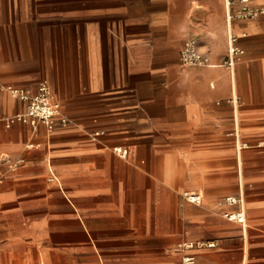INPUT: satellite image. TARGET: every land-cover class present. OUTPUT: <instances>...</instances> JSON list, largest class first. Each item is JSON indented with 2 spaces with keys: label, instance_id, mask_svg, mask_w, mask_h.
I'll list each match as a JSON object with an SVG mask.
<instances>
[{
  "label": "crops",
  "instance_id": "0c3cea01",
  "mask_svg": "<svg viewBox=\"0 0 264 264\" xmlns=\"http://www.w3.org/2000/svg\"><path fill=\"white\" fill-rule=\"evenodd\" d=\"M224 1L0 0V264H264V0ZM40 81L68 125L6 127Z\"/></svg>",
  "mask_w": 264,
  "mask_h": 264
},
{
  "label": "built area",
  "instance_id": "2783aa9c",
  "mask_svg": "<svg viewBox=\"0 0 264 264\" xmlns=\"http://www.w3.org/2000/svg\"><path fill=\"white\" fill-rule=\"evenodd\" d=\"M245 0H241L244 2ZM225 7H229V1L225 0ZM263 10L252 9L246 6H242L233 16L227 14L228 22L231 19L235 20H248L256 18L261 14ZM235 39L231 34H228L227 39V57L226 65L231 67L235 58L241 56L243 52L234 46ZM179 63L182 68H205L209 66L208 52L203 51L197 41L190 39L182 44L179 51ZM8 93L12 98H15L22 103L25 107L23 112L9 117L5 120L6 127H9L13 123H20L22 125L29 126L34 129L39 126L43 127L46 132L51 133L57 127H65L68 125L69 120L64 116L61 110L59 102L56 100L48 84L44 81H40L34 93H28L22 88H7ZM245 144H239L238 149L245 148ZM113 152L119 155L121 158H125L127 151L123 148H113ZM17 162L16 165H18ZM182 198L192 204L200 203V196L196 193L186 192L182 194ZM221 204L226 207L237 206L235 212H224L223 217L229 221H235L240 224L244 222V210L243 204L239 197H225ZM213 244L206 243H184L177 245L176 250H190V249H202L212 248ZM182 264H193V257H183L181 259Z\"/></svg>",
  "mask_w": 264,
  "mask_h": 264
}]
</instances>
